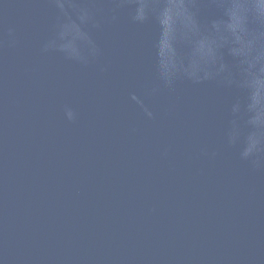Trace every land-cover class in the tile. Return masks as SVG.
<instances>
[{
    "label": "water",
    "instance_id": "1",
    "mask_svg": "<svg viewBox=\"0 0 264 264\" xmlns=\"http://www.w3.org/2000/svg\"><path fill=\"white\" fill-rule=\"evenodd\" d=\"M77 3L88 25L0 0V264H264V164L241 158L257 129L223 10L186 29L166 0L141 21L137 0Z\"/></svg>",
    "mask_w": 264,
    "mask_h": 264
},
{
    "label": "clouds",
    "instance_id": "2",
    "mask_svg": "<svg viewBox=\"0 0 264 264\" xmlns=\"http://www.w3.org/2000/svg\"><path fill=\"white\" fill-rule=\"evenodd\" d=\"M61 16L75 12L81 25L92 22V15L88 7L78 6L77 0H53ZM202 5L223 10L227 19L226 25L213 21L212 27L220 33H227L232 42V52L238 56L243 64L244 84L252 91L249 110L252 112V125L257 133L251 138L253 145L251 152L241 155L242 159L251 160L254 167H261L264 162V0H166L164 11L170 14L178 24L186 29L191 28L195 14ZM153 11V0H137L133 19L143 20ZM254 23L255 28L250 27ZM49 45H45L47 51ZM93 54L97 52L95 45L91 47ZM80 59H84L81 55ZM164 82L171 87V82L165 78ZM237 108L234 106L233 111ZM149 117L153 113L145 107ZM65 116L69 121L76 119V112L70 106H65ZM229 143L232 133L229 132Z\"/></svg>",
    "mask_w": 264,
    "mask_h": 264
}]
</instances>
